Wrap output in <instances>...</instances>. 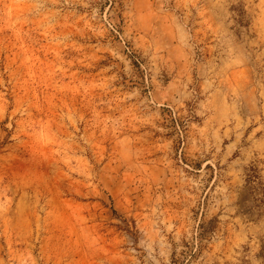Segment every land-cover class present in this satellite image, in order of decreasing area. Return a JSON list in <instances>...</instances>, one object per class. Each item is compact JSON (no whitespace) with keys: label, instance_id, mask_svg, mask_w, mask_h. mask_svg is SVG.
<instances>
[{"label":"rangeland","instance_id":"rangeland-1","mask_svg":"<svg viewBox=\"0 0 264 264\" xmlns=\"http://www.w3.org/2000/svg\"><path fill=\"white\" fill-rule=\"evenodd\" d=\"M0 264H264V0H0Z\"/></svg>","mask_w":264,"mask_h":264}]
</instances>
